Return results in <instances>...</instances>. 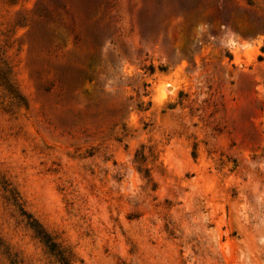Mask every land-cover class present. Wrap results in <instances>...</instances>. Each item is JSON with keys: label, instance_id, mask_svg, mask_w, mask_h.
Wrapping results in <instances>:
<instances>
[{"label": "rangeland", "instance_id": "rangeland-1", "mask_svg": "<svg viewBox=\"0 0 264 264\" xmlns=\"http://www.w3.org/2000/svg\"><path fill=\"white\" fill-rule=\"evenodd\" d=\"M263 13L0 0V264H264Z\"/></svg>", "mask_w": 264, "mask_h": 264}, {"label": "trees", "instance_id": "trees-1", "mask_svg": "<svg viewBox=\"0 0 264 264\" xmlns=\"http://www.w3.org/2000/svg\"><path fill=\"white\" fill-rule=\"evenodd\" d=\"M243 1H245L249 6H255L257 2V0H243ZM220 14H222L221 15L222 28L225 27L227 30L237 29V27L234 26L232 22L235 19L233 16L223 12H220ZM243 32L247 36H251L257 33H264V13L257 20L250 19L248 27L244 28ZM0 88L6 91V96H8L9 99L17 100L18 98H20L15 87L11 82L10 73L1 67H0ZM12 199L14 205L19 208L21 214L26 218L29 228L34 231L36 237L46 246L49 253L55 258H57V260L61 264H71L70 256H68L67 251L62 249L61 246L57 242H55V240L49 234H47L44 231V229L38 223H36V221L33 220L32 216L28 214L26 210H24L22 204H20V202L18 201V199H16V197L13 196ZM12 264H15V262H12Z\"/></svg>", "mask_w": 264, "mask_h": 264}]
</instances>
